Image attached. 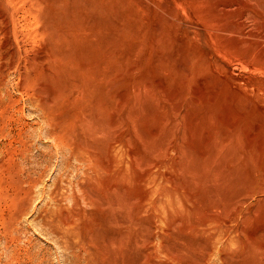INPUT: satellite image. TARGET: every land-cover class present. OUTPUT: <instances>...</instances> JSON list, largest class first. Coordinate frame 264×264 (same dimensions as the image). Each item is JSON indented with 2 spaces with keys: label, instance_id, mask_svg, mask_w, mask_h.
<instances>
[{
  "label": "rangeland",
  "instance_id": "1",
  "mask_svg": "<svg viewBox=\"0 0 264 264\" xmlns=\"http://www.w3.org/2000/svg\"><path fill=\"white\" fill-rule=\"evenodd\" d=\"M0 264H264V0H0Z\"/></svg>",
  "mask_w": 264,
  "mask_h": 264
},
{
  "label": "bare ground",
  "instance_id": "2",
  "mask_svg": "<svg viewBox=\"0 0 264 264\" xmlns=\"http://www.w3.org/2000/svg\"><path fill=\"white\" fill-rule=\"evenodd\" d=\"M88 7H89V6H88ZM5 74H6V73H5ZM85 189H86V188H85ZM87 189H88V187H87ZM87 189H86V190H87ZM91 190H92V189H91ZM72 191H73V190H72ZM74 191H77V190H74ZM115 191H118V190L115 189L113 192H115ZM77 192H79V191H77ZM80 192H82V191H80ZM92 192H93V191H92ZM82 193H83V192H82ZM94 193H95V192H94ZM97 193H98V192H97ZM120 193H121V192H120ZM121 194H122V193H121ZM71 195H72V194H71ZM79 195H80V194H79ZM74 196H75V195H74ZM92 197H93V196H91V194L88 195L86 201H87V202H90V203H94L95 200H94ZM69 198H70V197H69ZM81 198H83V197H81ZM73 199H75V198H73ZM81 200H82V199H81ZM97 200H98V198H97ZM99 201H101V200H99ZM123 201H124V200H123ZM82 202H85V201H82ZM127 202H128V201H127ZM131 202H133V201H131ZM134 202H135V201H134ZM73 203H74V202H73ZM101 203H102V202H101ZM68 204H69V203H68ZM83 204H84V203H83ZM83 206H84V205H83ZM87 206H88V205H87ZM107 206L109 207V205H107ZM127 206H128V205H127ZM88 207H89V206H88ZM90 207H91V206H90ZM90 207H89V208H90ZM105 207H106V206H105ZM105 207H104V208H105ZM129 207H131V206H129ZM80 208H81V207H80ZM120 208H121V207H120ZM124 210H125V209H124ZM128 210H129V209H128ZM132 211H133V210H132ZM128 212H129V211H128ZM128 212H127V213H128ZM130 212H131V211H130ZM60 213H61V211H60ZM84 213H85V212H84ZM64 214H65V213H64ZM64 216H65V215H64ZM67 216H68V215H67ZM67 216H66V217H67ZM59 217H60V216H59ZM66 217H65V218H66ZM128 217H129V216H128ZM136 217H137V216H136ZM75 218H76V217H75ZM129 218H130V217H129ZM76 219H77V218H76ZM137 219H138V218H137ZM142 219H143V218H142ZM140 220H141V219H140ZM133 222H135V221L133 220ZM139 222H140V221H138V223H139ZM136 223H137V221H136ZM108 224H109V223H108ZM118 224H120V223H118ZM132 224H135V223H132ZM142 225H144V224H142ZM145 225H146V224H145ZM145 225H144V226H145ZM145 227H146V226H145ZM147 227H148V225H147ZM150 228H151V226H150ZM150 228H149V229H150ZM146 229H147V228H146ZM151 229H152V228H151ZM91 234H92V233H91ZM91 234H90V235H91ZM142 234H143V233H142ZM112 236H113V235H112ZM117 236H118V235H116V237H117ZM148 236H149V235H148ZM90 237H91V236H90ZM145 237H146V236H145ZM91 238H92V237H91ZM119 238H120V237H119ZM99 240H100V239H99ZM90 241H91V240H90ZM113 242H114V241H113ZM122 242H123V241H122ZM105 243H106V242H105ZM115 243H116V242H114V244H115ZM112 244H113V243H112ZM148 248H149V247H148Z\"/></svg>",
  "mask_w": 264,
  "mask_h": 264
}]
</instances>
